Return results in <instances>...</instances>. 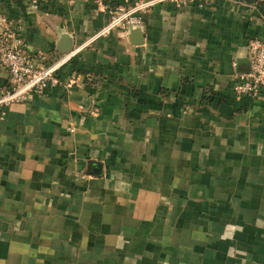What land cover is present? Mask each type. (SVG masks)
Segmentation results:
<instances>
[{
  "label": "crops",
  "instance_id": "0c3cea01",
  "mask_svg": "<svg viewBox=\"0 0 264 264\" xmlns=\"http://www.w3.org/2000/svg\"><path fill=\"white\" fill-rule=\"evenodd\" d=\"M123 1L0 0L41 63L77 49L0 119V264H264V92L232 93L264 0L94 37Z\"/></svg>",
  "mask_w": 264,
  "mask_h": 264
},
{
  "label": "built area",
  "instance_id": "2783aa9c",
  "mask_svg": "<svg viewBox=\"0 0 264 264\" xmlns=\"http://www.w3.org/2000/svg\"><path fill=\"white\" fill-rule=\"evenodd\" d=\"M167 1L179 5L195 1L202 6L208 0H124L107 7L108 21L94 37L107 35L112 31L127 34L142 24L143 15L147 11ZM246 48L250 68L237 77L232 93L234 97L256 99L264 92V39L249 38ZM76 50L75 48L48 64L41 63L27 51L23 37L13 28L0 2V65L7 71L6 84L0 88V119L10 105L22 103L31 94H42L47 88L62 84L59 69ZM67 85H71L70 82ZM98 111V106H92L89 113L95 115ZM69 130H73L72 126H69Z\"/></svg>",
  "mask_w": 264,
  "mask_h": 264
},
{
  "label": "water",
  "instance_id": "95a60500",
  "mask_svg": "<svg viewBox=\"0 0 264 264\" xmlns=\"http://www.w3.org/2000/svg\"><path fill=\"white\" fill-rule=\"evenodd\" d=\"M64 45L61 46V50L66 51L69 50L70 48V40L67 36H65V38L63 39Z\"/></svg>",
  "mask_w": 264,
  "mask_h": 264
}]
</instances>
